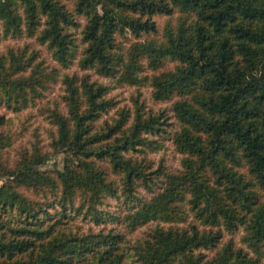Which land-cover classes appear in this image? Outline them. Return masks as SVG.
Returning a JSON list of instances; mask_svg holds the SVG:
<instances>
[{
    "label": "trees",
    "instance_id": "obj_1",
    "mask_svg": "<svg viewBox=\"0 0 264 264\" xmlns=\"http://www.w3.org/2000/svg\"><path fill=\"white\" fill-rule=\"evenodd\" d=\"M22 38L107 83L64 74L45 109L77 164L43 170L37 144L7 163L0 115V264H264V0H0V44ZM56 72L29 44L0 52V107L35 106ZM122 85L171 102L178 169L147 156L170 116L118 106Z\"/></svg>",
    "mask_w": 264,
    "mask_h": 264
},
{
    "label": "rangeland",
    "instance_id": "obj_2",
    "mask_svg": "<svg viewBox=\"0 0 264 264\" xmlns=\"http://www.w3.org/2000/svg\"><path fill=\"white\" fill-rule=\"evenodd\" d=\"M154 20L161 27L166 18L165 17H154ZM78 30L76 31V33ZM78 36V35H77ZM124 48L126 49L133 39L124 40ZM24 44H29L31 48L36 49L40 52V59H43L45 64L50 66V68H57V81L52 83L50 87L44 92L41 99L38 100V103L35 106H31L19 112H13L12 110L0 107V115H3L7 120L5 130L12 134L13 136V145L11 148L7 149L3 153V160L9 164H13L17 159L19 153L24 149H30L32 144H37L41 151L49 155V159L46 161L45 165L42 166L43 170H55L60 169L63 166V162L70 164H77L76 160L70 153H54L51 147V136L54 134V127L49 123L47 119V113L45 109L48 107H53L54 104L61 103V96L63 94V84L60 80L61 76L64 74H73L82 75L84 72H89L92 80L107 81L103 78L98 77L92 71L83 70L77 63L79 55L74 60V63L67 69L60 68L55 62L51 59L50 53L44 46L38 45L34 40L27 38L22 39H7L1 41L0 52H5L9 47L23 46ZM108 95L115 98L118 101V106H127L132 107L133 99L138 95L139 101L144 103L147 109H152L153 111H158L165 109L167 114L170 116L171 125L168 127L170 131L168 138L160 139L161 148L156 151L148 152L147 156L154 160V166L159 164L161 161L165 164L170 170H175L180 167V155L175 152L174 146L171 140V134L177 129V122L172 116L171 112V102L170 101H155L151 96V88L147 85L142 86H130L122 85L113 89H110ZM61 106V105H60ZM106 165H104L105 167ZM106 168V167H105ZM113 177V176H112ZM114 178V177H113ZM0 180V185L2 184ZM141 194H145L143 189L140 190ZM30 194V193H29ZM31 196V195H30ZM102 208L109 213L114 214H123L124 205L122 200L115 198H105L103 200ZM83 222V221H79ZM84 228L88 225H91L89 221L83 222ZM110 222H107L103 226H111ZM93 226V225H92ZM100 226V225H99ZM95 229L96 226H95ZM147 229L146 226L140 227L137 231L131 234L130 237H135L142 235V232ZM239 234L236 236L235 241L237 242Z\"/></svg>",
    "mask_w": 264,
    "mask_h": 264
}]
</instances>
